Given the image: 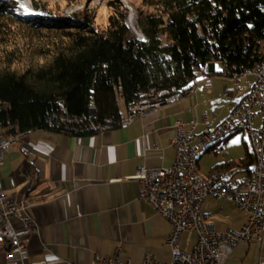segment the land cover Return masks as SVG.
Wrapping results in <instances>:
<instances>
[{
	"label": "crops",
	"instance_id": "obj_1",
	"mask_svg": "<svg viewBox=\"0 0 264 264\" xmlns=\"http://www.w3.org/2000/svg\"><path fill=\"white\" fill-rule=\"evenodd\" d=\"M223 69V65L216 64L211 87H206L203 76H199L189 95L111 131L73 136L37 130L16 137L0 129V144L17 139L0 166V191L10 198L30 201L31 213L41 226L39 235L27 239L24 260L16 257L8 261L0 253V264H99L98 254L133 264H144L149 255L170 263L172 249L167 240L172 223L140 199L142 186L136 174L143 165L173 163L177 121L195 134L201 133L208 127L205 117L211 125L221 124L253 89V75L236 80L223 74ZM257 119L262 125L263 117L258 116L254 127ZM231 138L223 143L226 150ZM245 141L241 158L232 157L228 151L217 155L214 166L205 174L201 173V162L210 153L203 152L199 174L207 177L220 165L243 159ZM244 175L234 174L236 178ZM202 213L218 231L239 230L248 222V215L238 210L229 197L208 198ZM196 243L197 235L187 231L180 247L192 252ZM4 245L0 241V250ZM263 260L264 239L250 240L240 244L225 264H261Z\"/></svg>",
	"mask_w": 264,
	"mask_h": 264
},
{
	"label": "trees",
	"instance_id": "obj_2",
	"mask_svg": "<svg viewBox=\"0 0 264 264\" xmlns=\"http://www.w3.org/2000/svg\"><path fill=\"white\" fill-rule=\"evenodd\" d=\"M142 1L151 11H138L136 28L146 42L138 39L118 0L111 3L114 13L106 30L97 29L90 15L20 19L8 14L17 1L0 0V38L9 34L11 23L37 28L34 35L50 34L39 38L28 57L12 51L2 61L5 135L37 130L93 135L97 131L85 124L119 121L152 88L189 92L205 64H221L242 76L264 60V0ZM21 59L29 62L22 66ZM255 165L248 140L243 159L217 169L249 174Z\"/></svg>",
	"mask_w": 264,
	"mask_h": 264
},
{
	"label": "built area",
	"instance_id": "obj_3",
	"mask_svg": "<svg viewBox=\"0 0 264 264\" xmlns=\"http://www.w3.org/2000/svg\"><path fill=\"white\" fill-rule=\"evenodd\" d=\"M214 73H217L216 67L206 68L203 78L208 88L212 85ZM243 75L255 77L254 87L225 121L211 125L205 117L208 127L198 134L187 129L182 121H177L175 125L178 126V134L172 141L176 149L173 163L169 166L143 165L138 168L136 179L142 186L140 199L148 202L173 226L167 240V245L172 249V261L159 262L149 255L144 264H225L240 244L250 240L263 241L264 65L258 71H247ZM240 77L233 78L238 80ZM190 93L185 94L179 88L172 87L170 96H160V90L154 88V91L144 93L130 108L128 115L119 121L105 120L98 125L91 122L85 126L97 133L111 131L117 126H127ZM155 98H162V105H155ZM256 107L259 111L254 113ZM258 116L263 117V122L260 128H255L253 122ZM244 131L248 132L251 146L256 147L254 169L241 178L216 175L215 171L207 177L201 176L198 170L200 148L208 146V143H215L217 151H210V154L225 155L227 150L223 143ZM16 144V138H12V142H2L0 160ZM210 197L217 200L229 197L238 210L248 215V222L239 230L218 231L213 223L206 221L202 213L203 204ZM31 208L30 201L10 198L0 191V241L5 243L0 253L8 261H13L16 257L24 260L28 249L27 239L31 235L40 234L41 226L33 217ZM186 231L197 235V243L192 252L183 251L180 247L181 236ZM96 259L99 264H133L131 261L123 262L117 257H104L100 254L96 255ZM261 264H264V260Z\"/></svg>",
	"mask_w": 264,
	"mask_h": 264
},
{
	"label": "rangeland",
	"instance_id": "obj_4",
	"mask_svg": "<svg viewBox=\"0 0 264 264\" xmlns=\"http://www.w3.org/2000/svg\"><path fill=\"white\" fill-rule=\"evenodd\" d=\"M12 1H17L18 6L15 7V4L9 5L11 8L9 7L8 14L17 16L20 19L31 18L33 16L61 19L72 16L83 17L85 15H90L91 17H93L94 24L97 29L106 30L109 25V18L114 13V9L111 7V3L116 0H12ZM118 1H120L123 4V6L129 11L128 19H129V25L132 29H133L132 27L133 25L130 22L131 9H133L135 12V17H136L135 27H136L138 11L141 10H143L144 12L151 11V8L145 6L142 0H126L127 3L124 0H118ZM135 27H134L135 30L133 29V31L138 36V39L146 42V38L144 37V35L141 34V32H139ZM8 28H9V34L0 38V67L1 65H4L2 64V61L5 59L7 53L16 51L17 54L21 55V57L26 58L28 57L30 52H33L37 49L36 46L39 43L40 37H43V39H47L49 38L50 35L48 34L49 32H46V30H43V33L40 31L38 32V34L34 35L33 33L34 31L37 30V28L32 26H21L19 24L14 25L13 23H11L10 26H8ZM42 29H45V27H43ZM28 62L29 60L21 59L22 66H24ZM209 64L216 65V63H209ZM199 76H202V73ZM191 91L192 89L189 92ZM189 92H184V93L187 94ZM120 104L124 110V102L122 100H120ZM253 111L254 113H257L259 111V108L256 107L254 108ZM127 112L129 113V111ZM259 122L260 119H257L256 123H254L255 127L258 128L261 127V124ZM244 139L249 140L248 132L246 131L239 132L230 139V141L228 142L230 144L227 147L228 148L227 151L231 153L232 157L239 159L244 155V146H243ZM216 156L217 155H213V154H209L205 156V158L201 162V173L205 174L207 171H209V169L212 166H214V161Z\"/></svg>",
	"mask_w": 264,
	"mask_h": 264
},
{
	"label": "bare ground",
	"instance_id": "obj_5",
	"mask_svg": "<svg viewBox=\"0 0 264 264\" xmlns=\"http://www.w3.org/2000/svg\"><path fill=\"white\" fill-rule=\"evenodd\" d=\"M124 1L126 2V0H124ZM135 20H136L135 12H134L133 9H131L130 22L133 25V27H135ZM262 65H264V60L258 66H256L254 69L249 70V71H258L261 68ZM214 67H216V65L212 66L211 64H206V67H202L201 68L202 76H204L206 74V68H214ZM223 73L224 74H231V72L229 71V69L227 67H224ZM231 77H239V76H236V75H232L231 74ZM152 91H154V88L150 89L147 92H152ZM170 95H171V88L164 89V90H160V96H170ZM155 105H162V98H155ZM106 120L107 121H114V119H112V118H108ZM174 129H175V132H176V135H177L178 134V126L177 125H174ZM4 142H12V138L11 139L9 138V139H7ZM250 145H251V142H250ZM252 148L256 152V147H252ZM210 151H217V144H215V143H208V146L201 147L200 148V155L203 152H209L210 153ZM213 155H217V154H213ZM4 162H5V157L2 158V160H0V166L3 165ZM215 174L216 175L234 176L230 171H227V170H217V171H215Z\"/></svg>",
	"mask_w": 264,
	"mask_h": 264
},
{
	"label": "water",
	"instance_id": "obj_6",
	"mask_svg": "<svg viewBox=\"0 0 264 264\" xmlns=\"http://www.w3.org/2000/svg\"><path fill=\"white\" fill-rule=\"evenodd\" d=\"M133 27V26H132ZM133 29H134V27H133ZM135 30V29H134ZM141 37H143V36H141ZM214 64H212V66H213Z\"/></svg>",
	"mask_w": 264,
	"mask_h": 264
}]
</instances>
